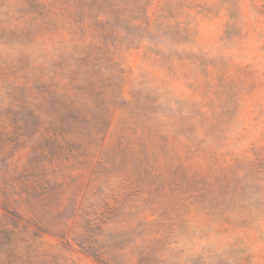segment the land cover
I'll return each mask as SVG.
<instances>
[{"label":"rangeland","instance_id":"rangeland-1","mask_svg":"<svg viewBox=\"0 0 264 264\" xmlns=\"http://www.w3.org/2000/svg\"><path fill=\"white\" fill-rule=\"evenodd\" d=\"M161 2L147 9L148 37ZM263 2L239 1L245 25L242 36L229 42L223 39L224 9L208 16L189 10L178 18L190 33L181 51L165 50L147 36L120 49L119 93L107 90L104 98L117 94L119 100L106 109L96 93L68 85L66 60L84 55L89 41L85 12L76 13L78 0H0V108L8 110L0 114V157L12 154L10 167L18 172L32 152L31 139L9 147L29 124L22 103L41 115L34 135L40 141L77 139L69 128L76 121L62 109L69 100L84 115L85 151L62 153L45 164L60 185V208L67 207L68 217L59 235H43L41 249L60 253L65 247L61 264H100L85 253V240L100 233L104 242L92 247L120 252L126 264H138L142 231L146 238L162 239L154 245L174 264H264V209L250 220L240 202L211 207L184 192H204L218 202V193L233 186L219 185L220 176L242 173L254 152L264 156V24L255 8ZM220 51L228 57L229 74L236 65L250 64L261 81L241 92L224 115L223 101L214 94L215 74L203 76L186 57ZM53 81L57 84L50 85ZM198 108L204 117H182L181 109ZM118 143L124 156L111 161L107 152ZM2 168L0 161V175Z\"/></svg>","mask_w":264,"mask_h":264},{"label":"trees","instance_id":"trees-1","mask_svg":"<svg viewBox=\"0 0 264 264\" xmlns=\"http://www.w3.org/2000/svg\"><path fill=\"white\" fill-rule=\"evenodd\" d=\"M155 0H78L76 13L84 16L85 12V53L82 56L71 57L68 63V85L76 91L88 90L96 93L106 109L114 107L118 102V96L110 101L105 100V91L119 93V78L123 70L117 61L119 50L123 47H135L140 40L150 33V25L147 16L148 7ZM240 0H162L158 8V14L154 23L155 31L152 36H147L165 47L183 46L190 37L188 23L178 18L194 10L203 16L220 9L226 11L228 20L225 23L223 39L231 41L242 36L243 25L240 20ZM64 4V2H63ZM259 15H263L264 2L255 6ZM64 12V9L61 8ZM171 18L173 21L169 22ZM264 31V25L262 27ZM165 50L162 51L164 54ZM197 65L200 73L207 76L215 74L216 84L214 94L217 99L223 101L220 109L222 114H230L237 105L238 95L260 84L256 70L250 64L234 66V72L229 74L228 57L220 51L216 56L210 57L207 53H191L186 55ZM212 68V70H209ZM57 83H50V85ZM63 110L70 113L76 123L69 126L75 130L77 139L56 138L35 139L34 135L39 130L41 115L30 105H20L27 109L29 124L24 125L18 131L16 138L11 141L9 147L16 148L22 141L30 140L32 152L23 168L16 172L10 167L12 154L0 157L2 162V174L0 175V264H61L65 260V247L62 252L41 249L40 239L44 234L59 235L58 228L63 219L68 217L67 207L60 208V185L49 178V172L45 166L55 159H59L62 153L73 151H85V127L81 124L84 115L78 111L75 102L68 101ZM182 108V107H181ZM8 109V108H7ZM1 111H8L2 110ZM213 118L214 111L210 110ZM182 117L190 119L205 112L200 108L183 110ZM106 115L102 123L104 128L108 123ZM47 148L49 151H44ZM109 159H122L124 147L118 143L110 150ZM254 156L246 161V167L242 173L232 172L229 176H220L219 185H233L218 193L219 201L203 192L187 188L184 192H192L191 198L202 204L216 207L218 204L230 205L240 202L239 206L246 212V217L254 220L264 209V156L254 152ZM1 171V170H0ZM184 185H190L185 181ZM207 185V182L204 183ZM208 200V201H207ZM206 202H209L206 203ZM86 226L89 221L85 220ZM99 229V228H98ZM100 231V230H98ZM141 245L138 249V264H174L162 256L158 247L161 238L149 239L138 233ZM89 242V245H88ZM104 242L100 233H94L93 237L85 240V253L100 264H126L120 252L102 250L92 247ZM162 248V247H161ZM160 252V253H159ZM66 261V260H65Z\"/></svg>","mask_w":264,"mask_h":264}]
</instances>
